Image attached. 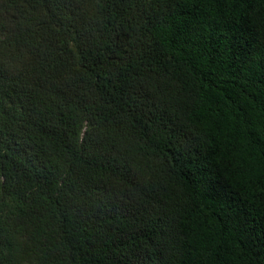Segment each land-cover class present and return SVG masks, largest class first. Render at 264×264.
<instances>
[{"label":"trees","instance_id":"trees-1","mask_svg":"<svg viewBox=\"0 0 264 264\" xmlns=\"http://www.w3.org/2000/svg\"><path fill=\"white\" fill-rule=\"evenodd\" d=\"M0 264H264V0H0Z\"/></svg>","mask_w":264,"mask_h":264}]
</instances>
